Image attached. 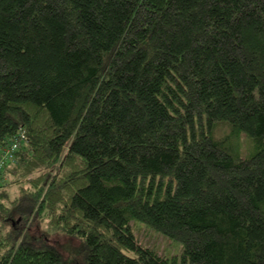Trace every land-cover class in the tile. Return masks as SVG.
Listing matches in <instances>:
<instances>
[{
  "label": "trees",
  "instance_id": "1",
  "mask_svg": "<svg viewBox=\"0 0 264 264\" xmlns=\"http://www.w3.org/2000/svg\"><path fill=\"white\" fill-rule=\"evenodd\" d=\"M13 143L0 264H264V0H0ZM41 218L77 261L28 237Z\"/></svg>",
  "mask_w": 264,
  "mask_h": 264
},
{
  "label": "rangeland",
  "instance_id": "2",
  "mask_svg": "<svg viewBox=\"0 0 264 264\" xmlns=\"http://www.w3.org/2000/svg\"><path fill=\"white\" fill-rule=\"evenodd\" d=\"M37 173L39 172L33 173L31 176H35L37 175ZM22 184H25L24 181H22ZM5 189L8 192L9 200H11L18 194V182L11 181L9 184H7ZM4 202L5 204L9 203L7 201ZM131 227L136 238L142 244L152 247L159 254L178 255L181 252L182 246L179 241L174 240L156 230L148 228L137 221H131ZM28 229L27 230L29 238L33 240H40L42 238H45L49 243L53 244L61 251L68 262H72L74 259L76 261L78 260V254L81 248V240L77 237L69 236L62 231L49 226L47 218L35 220ZM5 230L7 229L0 226V234L5 232Z\"/></svg>",
  "mask_w": 264,
  "mask_h": 264
},
{
  "label": "built area",
  "instance_id": "3",
  "mask_svg": "<svg viewBox=\"0 0 264 264\" xmlns=\"http://www.w3.org/2000/svg\"><path fill=\"white\" fill-rule=\"evenodd\" d=\"M15 146H16V143H13L8 148L0 152V165L4 159H6L7 157H11V152L15 148Z\"/></svg>",
  "mask_w": 264,
  "mask_h": 264
}]
</instances>
